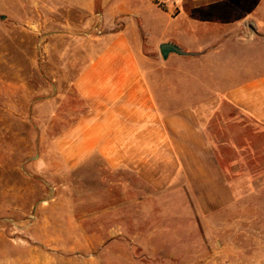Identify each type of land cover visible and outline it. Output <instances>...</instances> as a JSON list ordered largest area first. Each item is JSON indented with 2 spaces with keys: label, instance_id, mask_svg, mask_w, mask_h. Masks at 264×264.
Masks as SVG:
<instances>
[{
  "label": "crops",
  "instance_id": "obj_1",
  "mask_svg": "<svg viewBox=\"0 0 264 264\" xmlns=\"http://www.w3.org/2000/svg\"><path fill=\"white\" fill-rule=\"evenodd\" d=\"M75 6L88 18L75 30L90 33L86 64L71 87L82 110L52 140V156L78 180L69 189H79L83 174L85 206L101 207L105 199L121 236L129 222L139 228L140 207L165 191L195 206L230 205L232 185L210 130L219 126L227 136L231 109L264 127V0H77ZM145 11L152 20L142 18ZM160 14L169 26L156 54H147L144 46L153 44L145 30ZM162 43L194 55L163 60ZM172 56L180 59L172 61L175 72L155 73L154 61ZM238 142H231L235 149ZM104 213L91 209L84 220L97 222ZM91 229L83 236L96 237Z\"/></svg>",
  "mask_w": 264,
  "mask_h": 264
},
{
  "label": "rangeland",
  "instance_id": "obj_2",
  "mask_svg": "<svg viewBox=\"0 0 264 264\" xmlns=\"http://www.w3.org/2000/svg\"><path fill=\"white\" fill-rule=\"evenodd\" d=\"M76 1L0 0V264H264V127L238 111L229 110L227 136L210 130L235 197L228 206H195L165 191L121 236L105 199L85 206L83 174L69 189L78 180L52 156V140L82 110L71 87L90 33L75 30L88 20ZM154 21L144 49L155 55L169 24L161 14ZM176 59H156L155 73L175 72ZM71 194L82 199L70 204ZM91 209L106 213L85 222ZM88 228L96 237L83 236Z\"/></svg>",
  "mask_w": 264,
  "mask_h": 264
},
{
  "label": "water",
  "instance_id": "obj_3",
  "mask_svg": "<svg viewBox=\"0 0 264 264\" xmlns=\"http://www.w3.org/2000/svg\"><path fill=\"white\" fill-rule=\"evenodd\" d=\"M4 17H1L3 19ZM159 53L163 60H166L169 54H176L179 56H192L193 53L182 50L179 46L173 43H162L159 45Z\"/></svg>",
  "mask_w": 264,
  "mask_h": 264
},
{
  "label": "built area",
  "instance_id": "obj_4",
  "mask_svg": "<svg viewBox=\"0 0 264 264\" xmlns=\"http://www.w3.org/2000/svg\"><path fill=\"white\" fill-rule=\"evenodd\" d=\"M168 1H171L172 3H174L176 0H168ZM96 32L99 34L101 33V31H99L98 29H96Z\"/></svg>",
  "mask_w": 264,
  "mask_h": 264
}]
</instances>
